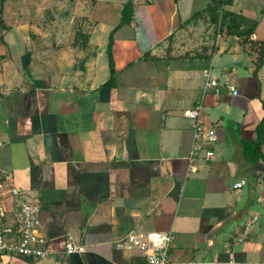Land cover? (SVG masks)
<instances>
[{
    "label": "crops",
    "instance_id": "0c3cea01",
    "mask_svg": "<svg viewBox=\"0 0 264 264\" xmlns=\"http://www.w3.org/2000/svg\"><path fill=\"white\" fill-rule=\"evenodd\" d=\"M126 1H53L41 26L26 3H7L0 168L40 204L51 254L5 261L150 264L114 241L173 229L176 264H264V160L243 153L264 117V66L255 74L258 53L235 31L244 26L228 31L208 15L184 23L211 0H135L134 20L114 34L112 83L107 47ZM224 8L255 21L253 35L264 40V0ZM208 73L221 90L206 96L202 119L219 141L215 157L187 176L193 122L184 112ZM68 234L87 251L62 255Z\"/></svg>",
    "mask_w": 264,
    "mask_h": 264
},
{
    "label": "built area",
    "instance_id": "2783aa9c",
    "mask_svg": "<svg viewBox=\"0 0 264 264\" xmlns=\"http://www.w3.org/2000/svg\"><path fill=\"white\" fill-rule=\"evenodd\" d=\"M251 39L257 40L254 35H251ZM219 85L217 78L211 77L208 73L201 96L192 108L184 112L185 116L193 122L187 176L199 170L198 163L201 160H212L215 157L214 145L219 141L217 128L213 123L204 122L202 114L206 96L211 93V90L219 93L221 90ZM231 90L235 95L239 93L234 86ZM3 144L0 136V149ZM245 183L246 180L242 179L234 187L239 188ZM260 200L264 205V196ZM260 216L255 214L247 221L239 240L246 239L253 223ZM174 239L173 229L149 232L131 231L115 240L114 244L117 249L125 252L142 253L150 264H176L169 255ZM49 241V237L43 230L40 204L36 200L29 199L19 190L12 171L0 168V264H7L5 256L48 257L51 254L48 248ZM86 251L84 244L77 242L72 235L68 234L62 255L82 254Z\"/></svg>",
    "mask_w": 264,
    "mask_h": 264
},
{
    "label": "trees",
    "instance_id": "16d2710c",
    "mask_svg": "<svg viewBox=\"0 0 264 264\" xmlns=\"http://www.w3.org/2000/svg\"><path fill=\"white\" fill-rule=\"evenodd\" d=\"M74 1V0H72ZM96 0H92L94 3ZM233 0H211L208 2L202 9L195 12L192 16L187 18L184 23H190L198 20L204 15H208L212 22L216 23L219 27H227L228 31H233L239 28L241 25L244 26L243 31L235 30L239 34H243L245 36L244 42L249 43L250 50H254L258 53L255 74L264 66V40L254 41L250 38L253 35V32L256 28V22L251 21L250 19L225 10V6L232 3ZM4 2L2 0L0 2V29H7L6 22L4 20ZM135 0H127L123 4V8L121 11V19L119 24L111 31L109 36V44L107 47V54L109 58V66L111 71L110 79L112 83H114V77L116 75L115 70V62L113 58V44H114V34L115 31L121 28L124 25L131 24L134 20L135 16ZM264 117L260 121V123L256 127V137L253 139H247L243 142V153L247 160L256 162L258 160H264Z\"/></svg>",
    "mask_w": 264,
    "mask_h": 264
},
{
    "label": "rangeland",
    "instance_id": "374dc122",
    "mask_svg": "<svg viewBox=\"0 0 264 264\" xmlns=\"http://www.w3.org/2000/svg\"><path fill=\"white\" fill-rule=\"evenodd\" d=\"M19 1H22V2L26 3L27 9L30 12L29 16L34 18V21L31 24H38L39 23V26L42 25L43 18H44V15H45L44 14L45 11L43 10L44 6H46L47 4H49L51 2L53 3V1L59 3L60 5H64V4L67 5L70 2H72V0H5L4 8H3L4 9V20H5L6 15H7V10H6L7 3L11 4L12 2H19ZM81 1H84V0H81ZM9 6L14 7L15 5H9ZM13 11H15V10H13ZM0 31H2V29H0Z\"/></svg>",
    "mask_w": 264,
    "mask_h": 264
},
{
    "label": "water",
    "instance_id": "95a60500",
    "mask_svg": "<svg viewBox=\"0 0 264 264\" xmlns=\"http://www.w3.org/2000/svg\"><path fill=\"white\" fill-rule=\"evenodd\" d=\"M1 1V0H0Z\"/></svg>",
    "mask_w": 264,
    "mask_h": 264
}]
</instances>
